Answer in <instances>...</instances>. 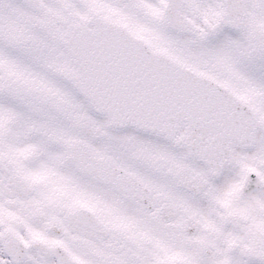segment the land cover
<instances>
[{"label": "snow or ice", "instance_id": "snow-or-ice-1", "mask_svg": "<svg viewBox=\"0 0 264 264\" xmlns=\"http://www.w3.org/2000/svg\"><path fill=\"white\" fill-rule=\"evenodd\" d=\"M0 264H264V0H0Z\"/></svg>", "mask_w": 264, "mask_h": 264}]
</instances>
